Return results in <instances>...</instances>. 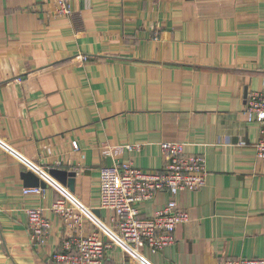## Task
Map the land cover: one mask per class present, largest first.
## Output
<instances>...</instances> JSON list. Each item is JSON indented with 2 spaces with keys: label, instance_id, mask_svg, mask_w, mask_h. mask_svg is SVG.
I'll return each mask as SVG.
<instances>
[{
  "label": "crops",
  "instance_id": "crops-1",
  "mask_svg": "<svg viewBox=\"0 0 264 264\" xmlns=\"http://www.w3.org/2000/svg\"><path fill=\"white\" fill-rule=\"evenodd\" d=\"M69 6L60 17L53 0H0V264H52L71 235L111 242L100 169L161 170L162 143L202 156L205 185L173 194L189 220L174 244L144 248L141 264L264 258V159L258 124L244 115L247 96L264 88V0ZM41 185L43 196L24 195ZM171 197L136 207L151 218ZM57 199L79 209L75 231L51 212ZM36 208L51 224L42 246L26 228L25 210ZM126 259L117 245L106 253L108 263Z\"/></svg>",
  "mask_w": 264,
  "mask_h": 264
},
{
  "label": "built area",
  "instance_id": "built-area-1",
  "mask_svg": "<svg viewBox=\"0 0 264 264\" xmlns=\"http://www.w3.org/2000/svg\"><path fill=\"white\" fill-rule=\"evenodd\" d=\"M56 14H71L69 0H53ZM81 59L86 60L85 57ZM244 115L249 123H257L260 138L256 144L257 157L264 159V88L247 96ZM77 150L76 143L72 144ZM164 164L161 170L144 171L130 163H122L100 169V207L114 213L112 241L105 242L97 232L87 236L71 235L64 239L52 255V264H141L144 248L161 251L175 243V230L185 224L189 215L179 209L173 197L175 192L199 191L205 185V161L202 156L188 155L178 143H162ZM172 197L165 208L151 218L142 217L137 205L152 200L158 193ZM41 187L24 189V195L43 196ZM51 212L59 217L70 230L80 225L81 213L65 199H57ZM27 231L31 244H45L50 222L41 208L25 210ZM117 245L129 259L108 263L106 253ZM220 264H264L262 259L227 258Z\"/></svg>",
  "mask_w": 264,
  "mask_h": 264
},
{
  "label": "water",
  "instance_id": "water-1",
  "mask_svg": "<svg viewBox=\"0 0 264 264\" xmlns=\"http://www.w3.org/2000/svg\"><path fill=\"white\" fill-rule=\"evenodd\" d=\"M63 173H64V172H63ZM64 174H65V173H64ZM68 175L72 177V176H74L75 174H74V173H69ZM24 176H25V177H24L25 180H27V178H31V180H32V182H33V183H31V182L26 183L27 186H37V185H38L37 180L34 179L33 177H31L30 174H25ZM41 188H43V185H41Z\"/></svg>",
  "mask_w": 264,
  "mask_h": 264
},
{
  "label": "rangeland",
  "instance_id": "rangeland-1",
  "mask_svg": "<svg viewBox=\"0 0 264 264\" xmlns=\"http://www.w3.org/2000/svg\"><path fill=\"white\" fill-rule=\"evenodd\" d=\"M141 252H142V250H141Z\"/></svg>",
  "mask_w": 264,
  "mask_h": 264
}]
</instances>
